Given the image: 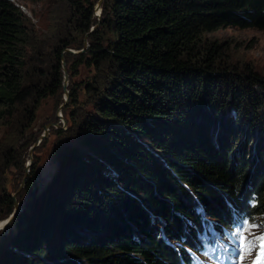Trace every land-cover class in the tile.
<instances>
[{
    "label": "trees",
    "instance_id": "obj_1",
    "mask_svg": "<svg viewBox=\"0 0 264 264\" xmlns=\"http://www.w3.org/2000/svg\"><path fill=\"white\" fill-rule=\"evenodd\" d=\"M97 1L54 0L61 6L41 30L13 0H0L4 167L18 164L16 145L41 103L62 90L63 56L72 74L83 63L96 70L85 91L92 112L75 87L69 131L58 132L76 143L56 148V176L36 193L35 206L51 208L37 218L27 206L15 219L24 231L0 250V264H59L51 241L64 264H192L210 220L223 229L264 215V147L254 166L235 136L264 125V99L251 86L264 80L240 78L200 43L221 28L264 29V0H105L87 52H64L83 46ZM239 92L250 104L235 99ZM14 205L5 193L0 220Z\"/></svg>",
    "mask_w": 264,
    "mask_h": 264
},
{
    "label": "rangeland",
    "instance_id": "obj_2",
    "mask_svg": "<svg viewBox=\"0 0 264 264\" xmlns=\"http://www.w3.org/2000/svg\"><path fill=\"white\" fill-rule=\"evenodd\" d=\"M19 4H24L27 12L22 9L29 17L33 19L37 27L41 30H46L49 24V13L57 11L60 8V2L54 3V0H47V2H33L30 0H16ZM98 2V1H97ZM97 5V3H96ZM96 5L94 8V15L96 12ZM97 18L98 23V17ZM95 23V24H96ZM94 25V24H93ZM90 42V40H89ZM201 48L202 47H211L212 50H217L220 53L219 60L221 63L228 67L232 72L237 73V76L240 78L245 76L248 72L257 74L260 78L264 80V29H259L256 27H227L221 28L217 31L206 33L203 38H201ZM91 43L88 45V47ZM216 45V46H215ZM87 47V48H88ZM87 48L83 53L87 52ZM74 54V53H73ZM229 63H226V62ZM66 67L69 72V82H68V95L62 90L55 96H50L45 99L38 111L35 122L27 130V132L21 137L20 141L15 147L14 157L18 161L17 165L13 163L4 167L0 162V199L4 196L5 193L10 194L13 199H16L20 211L18 212L15 219L26 211L27 206L28 212H34V217H41V215L50 210L51 206L45 204V208L40 209V206L36 207V196L37 191L45 192L48 189V185L51 183L52 179L56 176V170L58 168L56 148L63 144L74 145L76 140L73 136L66 138V135H60L58 130H62L64 133L69 131L71 125L70 115L73 113L74 104L72 102L71 93L74 88L81 86L82 90L80 91V107L84 110L85 114L92 112V107L90 108L89 101L91 100L89 93H86L88 87L87 82L90 78L94 77L96 70L94 67L89 66L87 63L80 64L78 67V72L72 74L71 64L72 61H66ZM239 86L240 85H236ZM251 86H259L258 93L261 95V98L264 99V82L258 83L253 81ZM242 90L246 89L249 94L251 90L245 88L247 86L241 85ZM257 93V94H258ZM238 96V97H237ZM235 95V99H240L244 104H250L251 100L242 99L240 92ZM93 99V98H92ZM254 100V99H253ZM254 104V103H253ZM264 108V107H263ZM87 110V111H86ZM94 110V109H93ZM233 111V109H232ZM76 113L79 111L76 108ZM83 116L79 117L81 120ZM253 123V122H252ZM256 123V124H255ZM254 127L251 130L242 129L235 134L240 139V142L237 145L236 151L238 149L239 155L243 156L244 152L249 153L250 160L253 162L254 166L259 164V154L260 149L264 147V136L261 134L263 130L262 122L256 121ZM244 126H249L248 120L242 123ZM250 127V126H249ZM258 130L259 135L256 137L252 132ZM247 132H250L248 134ZM3 130L0 127V137L2 136ZM219 133L225 139L227 136L226 131L223 133V129L219 128ZM248 134L246 138L245 134ZM62 136V137H61ZM74 138V139H72ZM226 140V139H225ZM257 141L252 144L254 141ZM67 141V142H66ZM227 145L228 142L226 141ZM225 144V146H226ZM257 145V146H256ZM79 147V146H78ZM20 157V158H19ZM85 158V157H83ZM1 160V157H0ZM71 164V163H70ZM71 167L69 168V170ZM68 170V171H69ZM33 171L36 172V182L38 186L34 185L33 187H28L29 177L33 175ZM39 188V190H37ZM54 188V185L51 186ZM38 192V193H39ZM42 192V193H43ZM42 193L40 194L42 196ZM1 207V206H0ZM17 207L13 206V213L16 211ZM11 214L4 218L7 219ZM2 219V220H4ZM15 219L10 223V225L0 232V250L6 249V247L11 246V241L15 239V235L21 234L23 231L14 224ZM0 220V223L1 221ZM215 220L212 221V223ZM73 230H75L73 228ZM76 231V230H75ZM92 238L95 237L93 232H87ZM219 234V243H224L228 241L231 236V240L228 244H217L216 247L212 248L209 252L205 253L201 257V264H220L227 257L229 252V245L232 247L230 255L233 256L234 264H253L255 260L256 253L259 251L260 240L258 239L264 235V215L256 216L251 220L244 221L237 226L228 227L216 231ZM79 235H83L79 233ZM75 233V238L79 237ZM61 240V238H59ZM234 239V240H232ZM58 240V239H57ZM59 242L64 244L63 241ZM45 247L51 252V256L55 255L59 259V264H64L65 259H63V252L58 251L59 248L56 247L54 242H46ZM57 250L58 252L52 251V249ZM249 248L251 251H249ZM62 249V248H61ZM244 257V259H241ZM73 264V263H68Z\"/></svg>",
    "mask_w": 264,
    "mask_h": 264
},
{
    "label": "water",
    "instance_id": "obj_3",
    "mask_svg": "<svg viewBox=\"0 0 264 264\" xmlns=\"http://www.w3.org/2000/svg\"><path fill=\"white\" fill-rule=\"evenodd\" d=\"M104 1L105 0H98V2H97L95 16L98 17V23L94 24L91 27L90 31L85 35L84 42H83V46L80 49L67 48V49H65L64 52H70V53L76 54V53H83L86 50V48L90 44V42H89V36H90V34L95 29H97L100 26L101 22H102L101 17H102V12H103V3H104ZM62 65H63V72H64L63 90L68 95L69 90H68L67 87H68V82H69V72H68V69L66 67L65 56H63ZM15 206L17 207V209L13 213V215L11 214V216L9 218H7L6 224L11 221V219L13 218V216L15 214H17L18 210L20 209V207H18V203H15Z\"/></svg>",
    "mask_w": 264,
    "mask_h": 264
},
{
    "label": "snow or ice",
    "instance_id": "obj_4",
    "mask_svg": "<svg viewBox=\"0 0 264 264\" xmlns=\"http://www.w3.org/2000/svg\"><path fill=\"white\" fill-rule=\"evenodd\" d=\"M258 239L260 240L259 251L256 253L253 264H264V235H262ZM249 251H251L250 248ZM241 259H244V257H241Z\"/></svg>",
    "mask_w": 264,
    "mask_h": 264
},
{
    "label": "bare ground",
    "instance_id": "obj_5",
    "mask_svg": "<svg viewBox=\"0 0 264 264\" xmlns=\"http://www.w3.org/2000/svg\"><path fill=\"white\" fill-rule=\"evenodd\" d=\"M14 203H17V202H16V199H14ZM18 212H19V211H18ZM18 212H17V214H18ZM17 214H15V215L13 216V218L11 219V221H10L9 223H7V224H6L7 219H4V220L1 221V223H0V232H1L2 230H5V228H7V227L10 225V223L15 219V217L17 216Z\"/></svg>",
    "mask_w": 264,
    "mask_h": 264
},
{
    "label": "built area",
    "instance_id": "obj_6",
    "mask_svg": "<svg viewBox=\"0 0 264 264\" xmlns=\"http://www.w3.org/2000/svg\"><path fill=\"white\" fill-rule=\"evenodd\" d=\"M13 1L16 3L17 6H19L21 9H23L24 11L27 12V9H26V7H25V5L23 3L19 4L18 2H16V0H13Z\"/></svg>",
    "mask_w": 264,
    "mask_h": 264
}]
</instances>
